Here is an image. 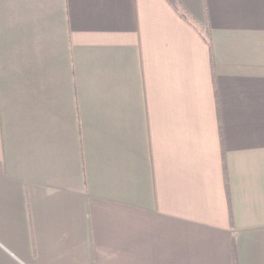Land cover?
<instances>
[{"label": "crops", "instance_id": "obj_1", "mask_svg": "<svg viewBox=\"0 0 264 264\" xmlns=\"http://www.w3.org/2000/svg\"><path fill=\"white\" fill-rule=\"evenodd\" d=\"M0 264H264V0H0Z\"/></svg>", "mask_w": 264, "mask_h": 264}, {"label": "trees", "instance_id": "obj_2", "mask_svg": "<svg viewBox=\"0 0 264 264\" xmlns=\"http://www.w3.org/2000/svg\"><path fill=\"white\" fill-rule=\"evenodd\" d=\"M175 5H177L178 7V11L181 13H183L182 15L184 16L185 19H187L190 23L194 24L196 27L198 26L199 27V23L198 21L195 20L194 17H192L189 13H187L184 9V7L178 2V1H175ZM174 3V1H173ZM203 37L205 39V41L209 44V46H211V42H210V38H209V35H208V32L203 34Z\"/></svg>", "mask_w": 264, "mask_h": 264}]
</instances>
